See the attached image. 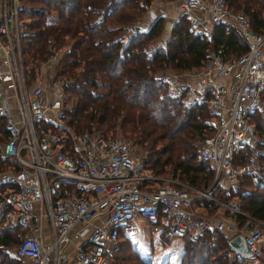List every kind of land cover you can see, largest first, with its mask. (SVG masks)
<instances>
[{"label":"built area","instance_id":"2783aa9c","mask_svg":"<svg viewBox=\"0 0 264 264\" xmlns=\"http://www.w3.org/2000/svg\"><path fill=\"white\" fill-rule=\"evenodd\" d=\"M177 5L194 34L209 37L215 24L223 23L246 44L237 55L210 50L198 66L162 71L169 96L185 105L203 101L210 113V130L197 145L198 157L213 169L206 186L154 172L124 136L70 124L64 104L68 78L40 72L29 84L23 68L22 9L34 6L0 0L3 153L15 159L0 171L5 184L0 224L25 230L13 249L22 264H117L112 253L120 229L133 231L138 214L168 223L180 237L206 230H223L228 239L239 234L248 253L232 250L233 257L239 264H264V220L242 209L239 197L229 193L240 174L251 169L234 163V157L256 139L250 116L264 108V28L252 29L249 16L226 0H178ZM56 63V53L42 62L53 69ZM198 206L216 210L199 211Z\"/></svg>","mask_w":264,"mask_h":264},{"label":"trees","instance_id":"16d2710c","mask_svg":"<svg viewBox=\"0 0 264 264\" xmlns=\"http://www.w3.org/2000/svg\"><path fill=\"white\" fill-rule=\"evenodd\" d=\"M24 1L34 5L33 9H22V14L32 19L22 35L26 60H45L69 43L58 64L59 73L68 78L65 93L76 99L75 106L67 110L70 124L79 130L99 127L111 136L119 127L137 141L147 142L150 157L145 163L154 172L177 174L197 186L211 181L213 169L206 159L198 157L196 141L210 130L206 104L185 105L178 97L169 96L161 75L166 67L182 70L200 65L210 50L224 57L240 54L246 44L233 28L216 23L209 37L200 36L181 15L174 21L166 46H156L149 52L148 47L161 34L163 17L158 15L146 29H139L137 22L152 0ZM226 2L249 16L252 29L263 30L264 0ZM262 109L250 116L256 139L234 157V162L249 164L251 169L240 174L230 194L239 197L242 209L264 220ZM0 134V170H4L15 164V159L3 153L7 131L2 118ZM4 186L0 183V190ZM123 228L112 253L114 262L152 264L139 255L127 262L126 254L120 253ZM22 231L14 224H0V264H22L14 252L7 250L18 245L23 236L19 238L17 233ZM181 237L185 240L180 264H239L223 230H206L198 236L185 233Z\"/></svg>","mask_w":264,"mask_h":264},{"label":"rangeland","instance_id":"374dc122","mask_svg":"<svg viewBox=\"0 0 264 264\" xmlns=\"http://www.w3.org/2000/svg\"><path fill=\"white\" fill-rule=\"evenodd\" d=\"M24 1V0H23ZM25 2V1H24ZM27 4L33 5L32 3L25 2ZM178 0H152L151 3L147 6L146 11L138 20L137 24L139 29H146L152 24L155 20L154 14L161 15L163 17L162 21V29L160 36L153 42V46L157 45L159 41H165L169 39L171 30L174 25V21L181 16L178 10ZM34 6V5H33ZM153 12V13H152ZM23 15V14H22ZM24 20V28L23 33L26 32L27 26L26 23L31 19L29 15H23ZM134 30V29H133ZM21 60L23 64V68L27 73V80L29 84L33 83L36 75L40 72L43 73V76H66L61 75L60 70L61 67L58 64V60L60 57L64 56V51L69 48V43L64 44L58 51H56L57 55V63L55 64L54 69L51 67L43 66L42 60H34L33 58L25 59L23 55V42L21 41ZM170 68V67H169ZM100 90H103V87L100 86ZM64 104L70 110L76 104V99L73 95H64ZM264 110V109H262ZM115 136H124L128 138L133 144L136 146L137 153L144 157V163L147 162V158L150 157L149 149L150 146L147 142H140L136 139L130 137L129 135L122 132V130L117 127L115 131H113ZM1 136V134H0ZM198 144V138H197ZM253 142V139L250 143ZM236 163V162H234ZM147 166L148 164L145 163ZM4 166V165H3ZM2 171V170H0ZM240 180V178H239ZM239 182V181H238ZM0 183L1 180H0ZM238 184H236L237 186ZM230 193V192H229ZM216 210L215 207L208 208V212H212ZM133 222L134 230L131 231L129 228L122 229L121 240L123 241L120 253L126 254L127 262L133 260L135 256H141L142 258L152 262V264H179L180 258L183 254V243L185 238L174 235L170 232L169 225L166 222H148L145 218L141 219L140 215L137 216ZM160 230H164V233L161 234ZM214 232V231H212ZM18 237L25 235L26 232L22 231L21 234L17 233ZM18 238V239H19ZM7 250L10 253L13 252V247L8 246ZM121 264H125V260H122Z\"/></svg>","mask_w":264,"mask_h":264},{"label":"water","instance_id":"95a60500","mask_svg":"<svg viewBox=\"0 0 264 264\" xmlns=\"http://www.w3.org/2000/svg\"><path fill=\"white\" fill-rule=\"evenodd\" d=\"M153 13V12H152ZM154 17H158V15L154 14ZM228 245L230 249L233 251H239L243 255H246L248 253L244 239L241 235L237 234L228 239Z\"/></svg>","mask_w":264,"mask_h":264},{"label":"crops","instance_id":"0c3cea01","mask_svg":"<svg viewBox=\"0 0 264 264\" xmlns=\"http://www.w3.org/2000/svg\"><path fill=\"white\" fill-rule=\"evenodd\" d=\"M197 208H198L199 211H206V210H207L208 208H210V207H208V208L206 207V208H205L204 206H198ZM138 215H140V218H141V219H144V217H143L141 214H138ZM138 215H137V216H138ZM137 216L135 217V218H136V221H137V219H138ZM134 221H135V220H134ZM179 264H180V262H179Z\"/></svg>","mask_w":264,"mask_h":264}]
</instances>
